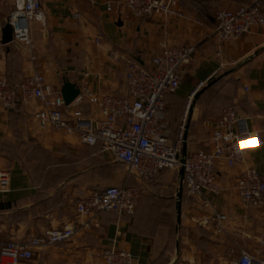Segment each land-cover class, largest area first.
<instances>
[{"label": "crops", "instance_id": "1", "mask_svg": "<svg viewBox=\"0 0 264 264\" xmlns=\"http://www.w3.org/2000/svg\"><path fill=\"white\" fill-rule=\"evenodd\" d=\"M108 1L41 0L43 18L30 22L29 47L2 42V29L17 9V0H0V75L16 82L39 71L56 88L69 80L96 94H124V71L111 52L151 67L162 42L171 47L196 44L180 87L166 97L171 130L184 118L194 89L217 78L193 106L188 152L212 148L215 123L229 105L264 138L262 28L255 26L240 37L221 41L214 29L216 12L199 16L184 10L186 18L159 14L136 18L108 10ZM250 2L220 0L219 9ZM41 107L37 99L14 108L0 106V171L9 173V187L0 191V241L38 236L70 221H82L86 217L76 211L79 198L127 180L126 166L100 145H84L74 134L41 128L34 117ZM70 110L71 115L99 114L98 107L87 101ZM249 166L264 173V145L249 149L234 167L224 159L217 162L224 191L213 198L214 208L227 215L220 230L198 223V217L212 209L195 203L185 185L178 221L179 171L164 170L149 180L130 177L129 182L143 191L134 214L103 213L99 226L37 253L29 264H105L101 253L111 246L129 250L136 264H231L241 250L261 255L264 208L246 204L236 188L238 177Z\"/></svg>", "mask_w": 264, "mask_h": 264}, {"label": "built area", "instance_id": "2", "mask_svg": "<svg viewBox=\"0 0 264 264\" xmlns=\"http://www.w3.org/2000/svg\"><path fill=\"white\" fill-rule=\"evenodd\" d=\"M180 5V0L107 2L108 10L117 9L136 18L156 14L186 18ZM42 7L41 0H17V9L8 19L13 27V42L32 45L30 22L43 18ZM255 26L264 30V0L220 8L215 13V34L221 41L240 37ZM161 46L162 51L151 58V67H146L138 58H125L111 52L112 60L124 71L126 92L96 94L83 87L70 104L65 103L61 88L54 87L39 71L16 82L0 75V106L14 108L18 103L37 99L42 107L34 117L41 128L74 134L84 145H100L104 152L127 168V180L123 185L95 190L77 200V215L86 217L84 220L70 221L38 236L0 241V264H29L37 253L67 241L84 229L99 226V217L103 213L134 214L143 191L129 182L130 177L149 180L164 170H180L189 109L204 83L190 94L180 130L174 136L166 116V97L180 87L185 68L193 61L198 46L171 47L165 42ZM86 101L98 107L97 117L71 115L70 106ZM211 139V149L198 148L188 152L183 164L184 185L195 203L212 209L211 213L198 217V223L204 227L215 225L220 230L227 215L214 208L213 198L224 191L217 178V162L224 159L229 167H234L245 159L249 149L264 145V138L260 131L251 130L247 118L229 105L222 109ZM8 187L9 173L0 171V191H6ZM236 188L246 204L264 208V173L255 167H247L238 177ZM101 257L105 264H136L129 250L117 246L104 249ZM231 264H264V253L256 255L241 250Z\"/></svg>", "mask_w": 264, "mask_h": 264}, {"label": "water", "instance_id": "3", "mask_svg": "<svg viewBox=\"0 0 264 264\" xmlns=\"http://www.w3.org/2000/svg\"><path fill=\"white\" fill-rule=\"evenodd\" d=\"M12 41H13V27L9 23V21H7L2 29V42L4 44H7ZM217 80H218L217 78H212L204 87H202L199 91H197L192 101V104L190 106V109H189L190 115L185 124L184 135H183L182 154H181L182 166L179 170L180 186L177 192L178 221H180V217H181V202H182V197H183V192H184V174H185V169H184L183 164L185 163V160L188 155V134H189V126H190V120H191V113L193 110V106L196 103L199 96ZM61 91H62V95H63V98L66 104H70L80 93L79 87L75 83L70 82L69 80H66L63 83Z\"/></svg>", "mask_w": 264, "mask_h": 264}, {"label": "rangeland", "instance_id": "4", "mask_svg": "<svg viewBox=\"0 0 264 264\" xmlns=\"http://www.w3.org/2000/svg\"><path fill=\"white\" fill-rule=\"evenodd\" d=\"M180 3L181 9L201 16L203 13L207 15L215 13L219 9L220 0H180ZM173 128L176 129V125Z\"/></svg>", "mask_w": 264, "mask_h": 264}, {"label": "trees", "instance_id": "5", "mask_svg": "<svg viewBox=\"0 0 264 264\" xmlns=\"http://www.w3.org/2000/svg\"><path fill=\"white\" fill-rule=\"evenodd\" d=\"M10 80V79H9ZM10 81H12V80H10ZM12 82H15V81H12ZM215 83H217V81H215L211 86H209V87H212L213 85H215ZM181 123L180 124H178L179 126L174 130V129H172V133H173V135L174 136H176L177 134H178V132H179V130H180V127H181V124H182V121H183V117L181 116Z\"/></svg>", "mask_w": 264, "mask_h": 264}]
</instances>
